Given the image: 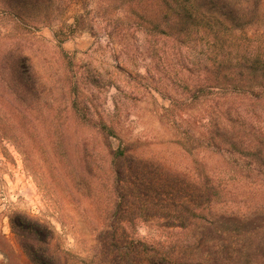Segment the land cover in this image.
<instances>
[{"label": "rangeland", "instance_id": "1", "mask_svg": "<svg viewBox=\"0 0 264 264\" xmlns=\"http://www.w3.org/2000/svg\"><path fill=\"white\" fill-rule=\"evenodd\" d=\"M31 1L0 0V96L15 115L43 123V150L24 120L0 141V233L15 259L23 256L9 225L14 214L51 225L70 264H91L96 251L97 210L109 201L112 174L104 140L73 116L64 121L70 92L115 131L112 145L209 177L223 227L241 236L255 229L251 255L264 264V0H190L198 16L187 37L158 12V0H139L144 12L131 6L137 0H72L59 9L53 1L54 11ZM254 58L255 72L245 65ZM12 67L37 85L43 114L12 100L3 84L15 81ZM56 127L86 174L83 193L52 154L47 135ZM136 229L149 243L185 236L156 221Z\"/></svg>", "mask_w": 264, "mask_h": 264}, {"label": "trees", "instance_id": "2", "mask_svg": "<svg viewBox=\"0 0 264 264\" xmlns=\"http://www.w3.org/2000/svg\"><path fill=\"white\" fill-rule=\"evenodd\" d=\"M53 1H56L58 9L73 2H31H43L44 9L54 11L51 9ZM189 2L190 0H158L154 5L158 6V12L171 16L169 22L177 28L181 37L191 34L188 26L194 24V16H198L193 8L195 5ZM131 6L144 12L139 0L133 1ZM260 64V59L257 58L245 61L246 67L254 72L259 69ZM12 70L13 73L16 72L15 79H12L15 81L8 79L3 82L12 100L26 109L37 108L43 114V106L39 105V93L33 79L24 80L21 69L12 67ZM67 95L62 110L64 121L73 116L74 121L89 127L96 137L104 140L102 146L112 174L109 201L97 210L101 225L95 229L96 251L91 264L256 263V257L250 251L253 245L249 242L255 229L247 230L241 236L234 229L223 227L224 215L218 213L214 206L217 188L209 177H190L158 160L138 155L132 147L122 142L117 146L112 145L111 140L118 139L115 131L104 124L102 118L93 121L90 107L86 103L81 104L78 97L70 92ZM0 102L5 103L0 109V141L9 138L6 129L13 128L24 120L31 123L32 132L40 138L43 150V123L38 128L20 110L15 115V106L11 101L0 96ZM47 138L56 162L73 186L83 193L86 174L73 164L66 147V130L56 127ZM151 221L162 223L165 229H178L185 236L176 241L167 239L151 243L138 238V224ZM9 225L23 259H15L13 248L0 233V253L6 261L4 264H70L71 252L57 239L56 231L51 225L38 223L25 214L9 216ZM211 233H217L219 238L211 241ZM243 249L246 250L245 253H241Z\"/></svg>", "mask_w": 264, "mask_h": 264}]
</instances>
